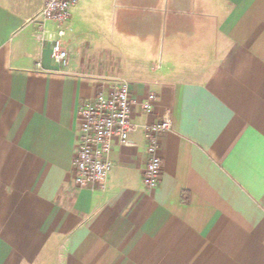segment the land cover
I'll list each match as a JSON object with an SVG mask.
<instances>
[{
	"label": "crops",
	"instance_id": "crops-1",
	"mask_svg": "<svg viewBox=\"0 0 264 264\" xmlns=\"http://www.w3.org/2000/svg\"><path fill=\"white\" fill-rule=\"evenodd\" d=\"M45 1L0 0V264H264V0H79L62 66ZM119 80L137 127L106 188H79L80 108Z\"/></svg>",
	"mask_w": 264,
	"mask_h": 264
},
{
	"label": "built area",
	"instance_id": "built-area-1",
	"mask_svg": "<svg viewBox=\"0 0 264 264\" xmlns=\"http://www.w3.org/2000/svg\"><path fill=\"white\" fill-rule=\"evenodd\" d=\"M78 1L46 0L36 18L41 42L51 46L52 59L59 66L66 64L69 58L65 39L71 30L72 9ZM157 98L156 93H150L147 100L140 103L142 110L152 112ZM138 104L126 80L114 82L108 93L100 91L83 103L79 112V144L73 161L77 187L106 188L113 166L111 152L114 144L128 143L137 127L133 121V110ZM171 128V111H166L160 121L145 128L149 158L143 180L148 189H155L160 184L163 168L160 137Z\"/></svg>",
	"mask_w": 264,
	"mask_h": 264
}]
</instances>
